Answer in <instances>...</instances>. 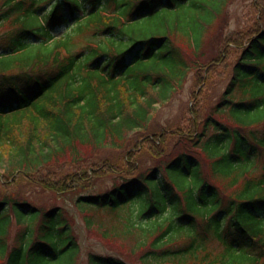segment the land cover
I'll use <instances>...</instances> for the list:
<instances>
[{
    "label": "trees",
    "instance_id": "1",
    "mask_svg": "<svg viewBox=\"0 0 264 264\" xmlns=\"http://www.w3.org/2000/svg\"><path fill=\"white\" fill-rule=\"evenodd\" d=\"M231 2L0 0V264H81L63 212L18 190L80 193L108 177L120 182L76 206L108 242L137 239L139 264H264V0L254 26L223 38ZM211 33L224 45L206 49ZM231 47V78L203 107ZM193 69L200 98L152 131ZM136 134L123 165L100 155ZM143 149L161 164L144 171Z\"/></svg>",
    "mask_w": 264,
    "mask_h": 264
},
{
    "label": "rangeland",
    "instance_id": "2",
    "mask_svg": "<svg viewBox=\"0 0 264 264\" xmlns=\"http://www.w3.org/2000/svg\"><path fill=\"white\" fill-rule=\"evenodd\" d=\"M255 2L256 0H234V2L230 3L225 14L228 18V24L222 32L223 38L227 35H230V38H232V36L237 35L238 32L245 31L255 25V15H257L253 6ZM212 41L224 45L222 40L211 33L208 34L204 47L209 49L211 47ZM187 47L188 45H186L185 48L183 46V52L186 57V61L189 63L194 59L191 58L189 54L187 55L185 51ZM230 49L231 52L227 54V57L218 69L219 75H223L224 80L222 83H218L221 77H214L215 81L210 84V91L207 93L208 101L202 100L203 107L207 105L209 107L210 104L217 99L218 95L223 91L229 79L231 78L232 69L236 62V54L234 52V47H231ZM193 70L194 71H191L188 74V78L183 90L176 94V96L168 105L160 108L156 112L153 121L151 122L152 131H159L165 126L173 125V121H181L188 109L191 108L195 103L197 98H200L199 95L196 99H194L193 96L194 92L199 91L198 79L200 76L195 72V69ZM140 139V134L133 135L128 139L127 142H125L124 149L118 151L111 149L108 152L102 151L100 155L111 158L116 164L123 165L124 160L126 159V153L129 150L136 149L138 153L140 152L139 149H142V146H140V148H136L140 143ZM138 157L139 163L141 162L144 171L145 168L152 169L156 167L157 164H161V160H156L155 158L151 157L144 149ZM166 161L167 159L164 160L163 164ZM119 182L120 180L116 177L103 178L95 182V185L90 190V192L83 191L79 194H70L65 196H58L52 192L44 191L40 188H30L28 186H21V189L18 190V193L22 194L25 199L29 200L33 206L39 208L40 210L43 208L44 212L55 209L62 211L66 218L69 217V223L74 230V236L84 259V264L87 262V257L98 254L111 257L118 256L127 261L128 264H139L140 255L135 253V250H133L135 249L136 245H138L137 239L134 241L132 246L131 242L126 240L121 242L118 240H110L108 242L102 227L98 228L96 226L93 228H88L84 221V217L87 215L92 219L95 218V213L93 210H88L84 214L83 211H79L75 205V200L79 195H85L88 193H106L110 190V188ZM0 192H2L1 188ZM41 221L42 220L40 219L37 224H39ZM99 223L100 220L96 222L97 225H99ZM10 238L14 239L16 237L10 235ZM214 244L217 243L214 242Z\"/></svg>",
    "mask_w": 264,
    "mask_h": 264
},
{
    "label": "snow or ice",
    "instance_id": "3",
    "mask_svg": "<svg viewBox=\"0 0 264 264\" xmlns=\"http://www.w3.org/2000/svg\"><path fill=\"white\" fill-rule=\"evenodd\" d=\"M3 102V100H2V98H0V103H2Z\"/></svg>",
    "mask_w": 264,
    "mask_h": 264
}]
</instances>
